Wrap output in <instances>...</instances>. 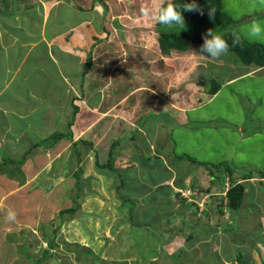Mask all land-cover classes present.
Wrapping results in <instances>:
<instances>
[{"label":"rangeland","instance_id":"374dc122","mask_svg":"<svg viewBox=\"0 0 264 264\" xmlns=\"http://www.w3.org/2000/svg\"><path fill=\"white\" fill-rule=\"evenodd\" d=\"M7 1L4 9L10 11L15 1ZM66 1L72 6L58 7L70 25L95 18L89 25L94 40L83 49L98 43V51H92L98 77L81 80L79 65L67 63L79 83L69 96L77 94L85 103L64 110L55 106L58 119L44 113L47 125L41 124V134L34 132L41 138L40 162L58 161L52 169L41 163V173L27 187L0 199V264H264V177L242 176L264 172V67L250 72L257 67L244 64L234 51L215 59L200 54L203 42L164 53L159 32L167 26L141 14L151 0H103L107 14L101 0H77L90 11ZM221 2L232 20L228 26L185 28L200 34L236 32L264 46L244 32L252 20L264 22V0ZM50 81L42 84L36 106L48 105ZM215 82L219 90L209 96ZM21 91L26 94L24 87ZM57 97L63 99L60 92ZM113 104L120 108L115 115L109 109ZM80 110L83 122L76 126L72 119ZM56 130L63 140H55ZM121 137L112 167H101ZM61 151L71 152L67 162L64 153L58 157ZM7 156L2 167L10 171ZM160 178L164 185H158ZM233 180L245 186L238 210L226 203ZM77 204L73 214H61ZM9 209L15 222L6 220Z\"/></svg>","mask_w":264,"mask_h":264},{"label":"crops","instance_id":"0c3cea01","mask_svg":"<svg viewBox=\"0 0 264 264\" xmlns=\"http://www.w3.org/2000/svg\"><path fill=\"white\" fill-rule=\"evenodd\" d=\"M14 1L16 6L14 7V4H11V10L8 11L4 8H6V4L10 5V2L7 0H0V199H3V202L5 199L9 198L10 193L15 191L19 192V190L27 187L26 184L33 181L32 176L34 174L41 173L40 170L47 166L52 169V167H54L52 165L58 161L57 159L51 161V163L40 162L38 143L41 138L34 135V132L36 134L37 132L41 134V130L39 132L41 124H43V126L47 125L48 121H46V114L44 113H53L55 119H58L56 118L58 117L57 108L61 110L67 107L79 108L85 103L76 96L77 94L75 95L73 93L69 96V89L78 86L79 83L73 81L74 75L73 73H69L67 63L79 65L78 78L81 80L82 76L84 78L89 75H92V78L98 77L96 74V70L98 69H92L96 63L92 51H98V49L95 48L98 43L95 44L91 50L84 51L83 49L84 46L90 44V41L92 42V40H94L93 36L92 39L90 38L91 35L89 30L92 31L93 29H89V25H92V20L94 21L95 18L90 15L88 19H83L74 25H70L68 18L64 16L60 17L63 11L58 7L64 4L72 6V4L66 0H57L49 4H46L45 0H32L33 3L31 0ZM35 1L37 3H34ZM78 1L75 0V4H77V6L79 5L80 8L75 4L73 5L74 8L81 10L91 9L89 6L81 5ZM50 4L53 6H50ZM94 8H96L95 5ZM52 16L53 20L51 21ZM84 21H87V25L81 28L82 25H80V23ZM103 29L105 31L104 27ZM93 33H96V31L94 30ZM107 35H109V33H107ZM101 41H103L102 38ZM83 52H85L87 56L84 57L82 55ZM90 54L91 58H89ZM90 59L91 66H89L88 73L84 74L86 67L85 63ZM46 62L50 63L44 65ZM259 68L261 69L263 67H257L250 72L254 73L253 71H257ZM46 80H51L50 82L54 86L53 89L47 92L51 96V99L46 100L48 105L40 107L39 102H37L38 105L36 106V100L40 101V92L41 89L45 87L44 85L46 84L44 83ZM74 82H76V84ZM87 84H85V86ZM23 87L26 89V94L21 91ZM58 92L62 95V100L58 99ZM216 93H208V95L210 96V94H213L212 96H214ZM25 96L33 98L34 100L25 98V102ZM15 104L16 107H13ZM48 106L52 107L48 109ZM55 106H57V108ZM96 108L97 107H94L93 109ZM101 109L98 107L99 111H101ZM109 109L114 115L120 110L116 104H113ZM38 111L39 113L42 112V117L39 115V117L36 118L35 115H38ZM56 112L57 114H55ZM81 113L83 114V110H80L77 113L78 115L73 116L74 120L72 119V121H75L74 123L76 126H79L81 122H83L82 115L79 116ZM101 113H104V110H102ZM14 116L16 118H14ZM52 117L53 116H50L49 121ZM142 117H145V114ZM182 118L186 120L187 116L184 115L181 119ZM57 123L53 124L56 126ZM181 124L186 125L185 121ZM57 131L58 130L55 132ZM35 137L36 139H34ZM56 141L54 143H57ZM52 146L53 145L48 147V149L50 150ZM56 147L53 151H57ZM6 154L11 159L10 162L12 165L10 171L7 167L6 169L2 167V165L6 163ZM62 154L64 157L67 156L66 162L71 157V152L65 153L61 151L59 156L55 153L54 159L57 156L61 158L60 155ZM20 157H22L23 160H19ZM41 163H43V168H41ZM67 165L66 163L64 166V172L69 170V165ZM163 182L166 183V181H162L160 178L158 185H164Z\"/></svg>","mask_w":264,"mask_h":264},{"label":"trees","instance_id":"16d2710c","mask_svg":"<svg viewBox=\"0 0 264 264\" xmlns=\"http://www.w3.org/2000/svg\"><path fill=\"white\" fill-rule=\"evenodd\" d=\"M102 4L105 7V14L108 12V5L101 0ZM173 3L179 6H181V14L184 18L185 24H187V27H207L210 26V24H216V25H223L224 27L228 26L231 23V17L223 10L222 2L221 0H173ZM195 3L199 6V8L203 9V15H201L199 12H193V11H185L182 5L184 4H192ZM214 9V13L212 15H209L210 10ZM160 25V24H157ZM162 26V25H160ZM185 26V27H186ZM186 29V28H185ZM106 31V30H105ZM109 33V31H106ZM232 33L233 32H226L224 33L225 38L228 40L230 50L236 52L239 56L241 61L244 64L247 65H255L257 67H264V46L258 43H250L248 41H245L242 39L241 44L232 45ZM194 42H203V34L197 33L195 29H186V30H180L177 27H165L164 30L161 29L159 32V46L160 49L164 53H168L171 50H178V51H187L191 44ZM91 58V54L89 56ZM85 71L84 74L88 73L89 66H91V59L85 63ZM219 89V84L214 83L209 90V93H216ZM55 140L61 138L64 136L62 133H54ZM52 135V137H53ZM69 136H72V130H69ZM122 140V137L119 138L116 142L112 144V148L109 150L108 155V161L106 164H102V166L105 167H112V156L114 155V149L118 146V143H120ZM83 142L85 144H90L89 140L83 139ZM184 158V157H182ZM231 167H228V171L230 173H233L234 170L230 169ZM214 174V173H212ZM244 174V173H243ZM244 179H252V178H262L264 177V172L260 171V175L254 176L253 174H244ZM249 181V180H248ZM224 185V188H226V185ZM245 186L242 183H236V180H233V185L228 187L226 194L228 197V206L231 208H234V210H238L239 206L242 203L243 198V190ZM221 203H220V211H223L224 201L225 197L221 196ZM79 204H77L76 207H70L61 210V214L69 213L73 214L77 211L79 208ZM232 210V209H231ZM151 228V227H150ZM154 228V226H152ZM164 244V241H161V246ZM50 245H55V236H53L50 240ZM161 251L165 253V255L168 254L166 250L161 248ZM90 253L94 254V252L90 251ZM38 264V262H37Z\"/></svg>","mask_w":264,"mask_h":264},{"label":"clouds","instance_id":"9594fccd","mask_svg":"<svg viewBox=\"0 0 264 264\" xmlns=\"http://www.w3.org/2000/svg\"><path fill=\"white\" fill-rule=\"evenodd\" d=\"M185 11L199 12L203 15V9L199 8L195 3L182 5ZM181 6L179 8L173 0H151L149 5L141 8V14L148 20L167 26L169 28L179 26L180 30L185 28V21L181 14ZM214 13V9L210 10L209 15ZM245 38L248 40L264 41V22L254 19L244 29ZM242 43L241 35L236 32L232 33V45ZM230 46L224 34L216 29H208L203 34V43L200 46V54H206L211 58H220L229 53ZM6 220L11 223L16 220L14 210L7 211Z\"/></svg>","mask_w":264,"mask_h":264}]
</instances>
